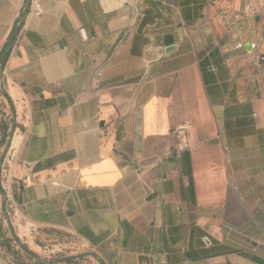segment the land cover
<instances>
[{"label": "crops", "instance_id": "1", "mask_svg": "<svg viewBox=\"0 0 264 264\" xmlns=\"http://www.w3.org/2000/svg\"><path fill=\"white\" fill-rule=\"evenodd\" d=\"M262 5L0 0V264H264Z\"/></svg>", "mask_w": 264, "mask_h": 264}, {"label": "built area", "instance_id": "2", "mask_svg": "<svg viewBox=\"0 0 264 264\" xmlns=\"http://www.w3.org/2000/svg\"><path fill=\"white\" fill-rule=\"evenodd\" d=\"M249 1H251V0H249ZM261 12L264 14V5L261 6ZM42 13H43L42 6L39 3H33V5L31 6V9H30V14L32 16L39 17L42 15ZM243 46L244 45L241 43L237 44V47H243ZM256 48H257V45L255 43H251V49H256ZM258 61L259 60L257 59V62ZM100 75H101V73L99 72L97 76L99 77ZM96 83H98V80H96ZM176 132H177L178 138L180 139V142L176 148L174 155L179 156L180 151L189 148V141H188L189 134H188V129L186 127H180L177 129ZM206 240L208 242V239H206Z\"/></svg>", "mask_w": 264, "mask_h": 264}, {"label": "rangeland", "instance_id": "3", "mask_svg": "<svg viewBox=\"0 0 264 264\" xmlns=\"http://www.w3.org/2000/svg\"><path fill=\"white\" fill-rule=\"evenodd\" d=\"M45 234V238H46V242L45 244L47 246H50L51 244H54L55 242L52 241L53 239H59V240H65L66 244L69 246V248L67 247L65 250H63V252H59V255H66V253H71L72 251H74V249L78 250L79 248L82 249L80 243L77 241V239H75L72 235H67L66 237H63L62 235L58 234H53L51 232H47L44 233ZM76 247V248H74ZM86 256H90L88 254H85L83 257H79V260H88V257ZM85 257V258H84Z\"/></svg>", "mask_w": 264, "mask_h": 264}, {"label": "water", "instance_id": "4", "mask_svg": "<svg viewBox=\"0 0 264 264\" xmlns=\"http://www.w3.org/2000/svg\"><path fill=\"white\" fill-rule=\"evenodd\" d=\"M28 8L22 13V15L19 17L15 27H14V30L12 31L11 35H10V38L9 40L7 41L5 47L3 48L1 54H0V69H1V66L3 64V61L5 59V56L9 50V47L11 46L12 42H13V39L15 38L17 32L19 31V28H20V24L21 22L23 21L25 15L27 14V11H28Z\"/></svg>", "mask_w": 264, "mask_h": 264}, {"label": "trees", "instance_id": "5", "mask_svg": "<svg viewBox=\"0 0 264 264\" xmlns=\"http://www.w3.org/2000/svg\"><path fill=\"white\" fill-rule=\"evenodd\" d=\"M6 56H7V54H6ZM6 56H5V58H6ZM4 61H5V59H4ZM13 241H15V239H13V238H5L4 239V246H6V248L9 250V252H12L14 255H16L17 254L16 251L15 252L12 251L13 250L12 249L13 248V246H12V242ZM71 261H72V259L66 260V262H71Z\"/></svg>", "mask_w": 264, "mask_h": 264}]
</instances>
